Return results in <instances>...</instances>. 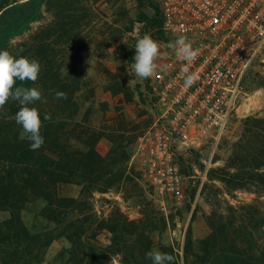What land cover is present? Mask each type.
<instances>
[{"label":"rangeland","instance_id":"obj_1","mask_svg":"<svg viewBox=\"0 0 264 264\" xmlns=\"http://www.w3.org/2000/svg\"><path fill=\"white\" fill-rule=\"evenodd\" d=\"M159 3L41 0L27 29L10 41V46L22 48L28 59L40 63L36 88L42 98L28 106L40 114L41 134H55L56 148L67 141L73 148L83 149L82 139L85 145L93 146L106 162L91 181L108 189L86 196L81 186L63 183L58 177L62 182L56 185L57 201H77L60 226L54 220L61 219L58 212L63 207H55L53 221H47L43 215L46 203L29 193L33 192L30 187L14 209L4 204L8 194L3 190L0 264H153L152 260H142L136 250L142 233L148 235L151 251L175 258L172 264H216L226 257L264 258V189L249 184L235 189L227 183L244 180V171L239 168L249 172L245 166L256 156V148L264 145V133L248 131L243 124L246 118L264 117V89L258 86L259 79H264V67L251 71L248 96L231 127L216 142L203 140L179 157L184 182L177 194L159 200L143 174L130 164L136 139L152 121L149 78L136 77L131 65L135 44L146 34L158 42L157 60L162 58L165 38L157 37V28L150 22L157 17ZM31 47L39 48L37 57ZM53 90L65 92L67 98H55ZM45 114H50L51 120H44ZM14 117L0 108L2 149L10 132L22 140V126ZM108 135L114 136L110 140L119 148L114 158L110 152L115 145ZM113 160L117 162L111 165ZM235 165L238 175L225 177L227 169ZM6 166L0 161V184L6 182ZM257 172L262 174L264 168ZM215 174L218 181L210 178ZM251 174L255 178L257 173ZM82 202L87 203V209L79 211L77 206ZM119 216L133 225H127L128 233L117 236L123 252L112 257L106 253L114 251L107 247L112 236L100 225ZM67 224L72 228L70 233L86 231L83 239L105 251L93 257L74 253L73 245L58 235ZM188 239L192 242L191 255L186 254ZM202 242L207 245L206 252Z\"/></svg>","mask_w":264,"mask_h":264},{"label":"built area","instance_id":"obj_2","mask_svg":"<svg viewBox=\"0 0 264 264\" xmlns=\"http://www.w3.org/2000/svg\"><path fill=\"white\" fill-rule=\"evenodd\" d=\"M159 17L165 41L149 78L152 121L130 164L163 200L182 189L179 157L203 140L216 142L239 118L249 75L264 67V0H160ZM180 36L198 50L194 61L167 47ZM185 67L198 77L189 87Z\"/></svg>","mask_w":264,"mask_h":264},{"label":"trees","instance_id":"obj_3","mask_svg":"<svg viewBox=\"0 0 264 264\" xmlns=\"http://www.w3.org/2000/svg\"><path fill=\"white\" fill-rule=\"evenodd\" d=\"M141 2V0H137ZM41 4V0H0V51H8L14 58L27 57V52L22 50V48H15L10 46V41L17 36H20L23 31L27 29V25L32 21V15L34 16ZM157 17L150 20L151 26L157 28L156 34L160 39L164 38L161 27V20L159 17V9H157ZM27 15V18H24ZM34 51L35 56H38V47H31ZM16 87H26L33 88L37 87V82H32L25 80L23 82L16 80ZM258 86L264 89V79L260 78ZM21 105L18 101L9 99L4 105L6 111L10 116H15L16 112L20 109ZM245 129L248 131L251 129L253 131H259L264 133V117L262 119L258 118H246L243 121ZM42 135V134H41ZM44 137V144L38 150L30 149V141L25 139L19 140L15 133H8L6 136V147L4 149L0 148V161L6 163L4 174L6 175V182L0 184V202L4 201V204L9 209H14L16 203L20 198H26V193H28L27 186L30 187L33 192L31 194L35 195L37 198L43 200L46 203L43 215L47 221H53L51 217L55 215V207L58 209L59 206L63 207L62 210L58 212L61 217L60 220L56 221L57 225H62L69 213L74 208V204L77 203L76 200L71 198H59L55 193L57 183L62 182L60 178L64 179L63 183L79 185L82 188L83 195H90L95 191L104 192L107 187L99 188L100 185L97 182H92V175L95 173L103 171V164L106 162V158L101 157L95 150L93 146L85 145V141L82 139V148H73L69 142L64 141L59 148H56L57 139L55 134L46 132L42 135ZM109 141L112 140L114 136H107ZM111 139V140H110ZM80 140V139H79ZM113 146V150L110 152L111 157H116L119 148L116 146V142H110ZM255 155L251 163L247 164L245 167L249 168V172H245L239 168L242 172L244 171V180L242 182H234L228 180V184L233 186L235 189H239L242 185H255L264 189V172L262 174L258 173L257 170L264 168V145H259L256 148ZM242 159L239 160L241 162ZM117 161L113 160L112 164ZM238 162V161H235ZM233 162V163H235ZM256 165V166H250ZM231 167V168H230ZM225 174L229 179H234L238 175L237 166H230ZM2 169V167H1ZM218 171V170H216ZM231 171V172H230ZM215 172V171H213ZM216 173V172H215ZM251 173H257L256 177H251ZM218 174V173H217ZM217 174L210 176L211 180H219L220 178ZM244 182V183H243ZM3 190L8 194V197L3 198ZM25 191V192H24ZM4 199V200H3ZM3 200V201H2ZM57 201V205H56ZM54 209V210H53ZM79 211H84L87 209V203L82 202L77 206ZM127 225H133L132 222H128L123 216H119L114 219H108L100 225V228L106 230L112 236V242L107 247L109 249L114 248V251H106L112 257H118L123 250H120L119 242H117V236L121 233H128L126 230ZM150 227V224H146ZM71 226L69 224L64 225L60 228L59 234L65 239L66 242L71 243L74 249L73 252L80 255H89L93 257L98 252L105 251L101 246H94L88 243L87 239H83L86 231L84 232H74L70 233ZM129 237L132 235H128ZM48 237V236H47ZM131 239V238H130ZM130 241V240H129ZM85 242V243H84ZM206 252L207 245L205 242L201 243ZM138 248H136L140 257L144 261L151 262V259H147L146 253L151 251V244L148 235L140 234L138 240ZM69 253V252H67ZM186 254H192V242L188 239L186 242ZM132 257V253H131ZM147 257V258H146ZM134 259V258H133ZM262 261V262H261ZM261 261L252 260L251 258H234L226 257L222 258L216 264H264V258ZM69 263H71L69 261ZM207 264H211L208 262Z\"/></svg>","mask_w":264,"mask_h":264},{"label":"clouds","instance_id":"obj_4","mask_svg":"<svg viewBox=\"0 0 264 264\" xmlns=\"http://www.w3.org/2000/svg\"><path fill=\"white\" fill-rule=\"evenodd\" d=\"M175 51L176 55L183 61H194L198 56V50L193 49L192 44L187 37L180 36L174 42L167 45ZM160 57V45L149 35H144L138 39L135 44L134 63L131 65L136 77L141 79L150 78L156 71L158 65L157 59ZM41 70L40 63L35 59L27 57L14 58L8 51H0V108H3L11 98L21 105L15 114V121L22 126L21 139H27L30 143V149L35 151L44 144V137L41 135L42 121L38 110L29 107L35 101L42 98L39 89L16 87V80L23 82L25 80L35 82L39 77ZM182 78L185 87L191 86L198 78L195 74H189L187 67L182 70ZM55 91V90H53ZM55 98L66 99L67 94L62 91H55ZM44 120H51L50 114L44 115ZM153 264H172L174 257L158 250H152L146 253Z\"/></svg>","mask_w":264,"mask_h":264}]
</instances>
